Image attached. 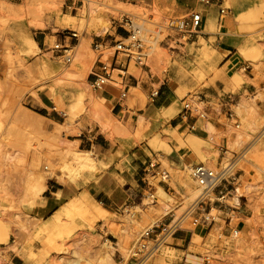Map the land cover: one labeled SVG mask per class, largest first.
I'll list each match as a JSON object with an SVG mask.
<instances>
[{"label": "rangeland", "instance_id": "rangeland-1", "mask_svg": "<svg viewBox=\"0 0 264 264\" xmlns=\"http://www.w3.org/2000/svg\"><path fill=\"white\" fill-rule=\"evenodd\" d=\"M89 1L0 0V220L10 226L9 229L0 222V226L9 231L7 243L0 242V244H8L12 236H16V246L9 247L8 250L13 249L17 255L16 248L22 245L31 259H37L38 264H134V261L130 260V250L139 233L154 221L163 219L164 208L170 204L175 207L177 204L169 197L167 199L165 197L167 195L158 192L159 204L144 207L146 202L141 204V193L145 160L135 159L132 160L133 162L130 160L133 166L140 168L135 173L129 174L127 183L118 197L127 205L135 206L132 210V214L138 212L135 217L118 211L110 220L96 224L93 230L85 225L68 236L61 233L55 236L53 241L49 240V236H45L46 232L38 233L37 230L43 220L34 216L31 210L45 197H52L48 189H51L55 179L68 184L64 173L68 172L66 166L70 164V157L65 151L69 148L95 151L87 144L91 137L99 142L107 139L115 146L113 152H122L123 158L130 156L132 159L135 154H132L131 149L139 145L140 139L149 138L150 146L166 160L165 166L171 169L174 181L181 187L182 200L178 203L181 202L182 205L175 209L176 217H180L200 194L196 185L190 181L187 171L183 167L172 165L174 162L170 159V149L167 145L168 142L173 141L170 135L164 138L150 137L153 122L148 116L143 115L146 121L143 128H140L138 123L139 130L136 124L128 125L118 116L114 103L122 102L124 106H130L129 99L132 93L142 94L141 89L131 88L128 100L121 101L118 88L110 86L114 102L104 99L103 94L93 91L89 83L96 68V53L92 48L93 38L98 35L118 39V35L123 32L119 21L124 14L133 15L148 30L155 29V24L164 26L171 19L181 17L174 16L173 9L162 7L160 5L162 0H154L152 3L97 0L107 5L101 4L103 8H97L98 13L105 20V25L92 28L89 34L77 29L56 26L57 11L60 14L80 16L79 13L88 10ZM194 1L197 4V0ZM257 1L264 3V0ZM246 3L247 0H239L237 5ZM227 5L230 6V3ZM184 16L186 15L182 17ZM87 18H90L89 14ZM17 28H21L25 33L28 32L26 34L38 42L35 52L28 51L23 39L17 33L18 30L16 31ZM69 31H75L79 35L77 39L70 40V45L76 47L81 40L87 41L84 49L85 57L79 59L78 49L75 48V58L71 65L65 64L53 51L55 42L65 40ZM168 34V31L162 30L147 63L148 68L143 67L144 71L139 69L136 74L134 73L137 78L146 77L145 72L149 70L154 76L161 75L171 60L170 65L184 63L183 58L172 59L176 55L170 48L174 46L172 43H169V47L166 46L168 41L165 38ZM253 35L260 40L263 58L260 66L252 71L255 79L247 78L253 85L249 90L250 93L245 91L240 96L242 102L236 109L239 115H242V129L239 131L230 129L226 133L229 155L220 153L213 147L204 151L214 159L206 163L216 169L226 166L228 160L238 156L240 152L246 154L250 147L259 142L264 143V123H262L264 122V25ZM162 41L164 43H161ZM44 61H51L56 72L43 75L41 69L45 64ZM133 70H135L134 64L130 73L133 74ZM115 78L118 82L121 81L117 75ZM130 86H133L132 80ZM81 93L84 94V98H81ZM144 94L143 101L130 106L134 107L136 112L148 106L150 94ZM54 108L67 112L68 116L62 117L53 110ZM42 111L44 113H41ZM247 121L262 123L260 130L257 134H253L254 139L248 145L230 147V141L236 139L247 127ZM68 122L69 125H66ZM63 124L65 126H61ZM211 126L209 123L210 132L217 135V143L223 144L218 131ZM203 128L202 122L196 126L199 130ZM79 139L83 140L81 146L77 142ZM182 147L191 151L192 157L197 159L191 147ZM243 156L235 162L234 170L232 168L231 174H236L239 182L233 183L234 191L225 199L223 207L221 208L222 205L216 202L218 193L215 192L210 198L211 201H215V213L222 214L225 207L237 206L253 214L254 217L247 219L249 229L240 231L239 235L234 237L232 232L240 221L237 217L227 222L223 219L197 229L192 227L188 219L182 226L184 230H197V234L200 233L199 230H203L201 236H195L193 239L190 251L211 255L213 257L211 264H264V165L259 168L237 165ZM36 161L39 165L30 174L28 169H32ZM39 176L46 178V187L42 192L36 193L28 183V178ZM223 186L227 185L224 183L221 187ZM192 189L196 190V196H193ZM167 219L170 220V218L164 220ZM238 229L240 230V227ZM222 231L224 237L219 240L218 235ZM38 240V247L42 250L37 248ZM105 242L115 248L108 252L109 249L104 246ZM120 242L129 249H121ZM173 243L174 240L169 239L168 244L173 245ZM163 247L162 257L168 262L166 264H182L181 252L175 250L173 246ZM159 255L156 254L147 264H160ZM11 259L12 256L6 254L0 258V264H11Z\"/></svg>", "mask_w": 264, "mask_h": 264}, {"label": "crops", "instance_id": "crops-1", "mask_svg": "<svg viewBox=\"0 0 264 264\" xmlns=\"http://www.w3.org/2000/svg\"><path fill=\"white\" fill-rule=\"evenodd\" d=\"M127 1L154 2V0ZM174 1L179 2L181 6H173ZM174 1L162 0L160 5L164 8L173 9L172 14L176 17H182L183 15L187 16V14L189 15L192 12H200L203 17L199 32L193 36L183 51L175 52L176 56L172 58H183L185 60L184 63L170 65L172 62L171 60L168 67L163 70L161 75L154 76L149 70L145 72L147 74L146 77L141 79L137 78L134 73L136 74L139 69L144 71L143 67L135 65L133 74L130 73L132 65L128 70L130 74L128 78L129 92L131 88H134L141 89L142 93H132L129 99L130 103L128 102L130 106H134L135 103L143 101L145 98L144 93L150 94L152 88L158 86L161 87V90L160 96L157 98L156 102H148V106H146L145 109L140 108L136 112L134 107L124 106L122 102H115L113 92L110 89L111 87L107 88L101 94L104 95V99H110L115 102L114 107H116V112L120 119H122V122L132 126L136 124L137 130H139L138 123L140 116H148L153 122V131L150 137L159 136V138H164L166 135H170L173 141L168 142L167 145L170 149V159L174 162L172 165L186 169L187 166L194 164L205 163L209 165V163L205 161L194 159V157H192V152L182 147V142H187L186 137L189 134L193 133L198 138H201L206 146H209V149L210 147L218 149L220 145H228L229 141L226 133L230 128L224 123H217L215 121L209 122L200 119L183 120L181 115L183 113L184 100L186 97L192 95H200L207 100L215 101L234 97L239 99L240 105L242 102L240 96L245 91L250 93L249 90L253 87L252 83H250L247 78L250 80L255 79V76L252 74L254 67L248 59L241 54V48L260 47V40L256 38L255 35L249 34L253 30H242L241 26L234 21V16L236 14L235 9L239 0H214L213 4L208 7L202 5L199 0H197V4L194 0ZM228 3H230L231 7L227 5ZM222 8L227 9L228 13L222 15ZM172 36H174V34H172ZM247 64L252 67L245 70L244 66ZM188 65L193 67L197 73L195 74L193 70L188 68ZM238 77L240 80H238ZM130 80L133 81V86H130ZM199 122L203 123L204 128L202 130L196 128L190 130V124L195 123L197 126ZM209 123L218 131V135L221 136L220 140L223 144H218L217 141L215 143L210 141L211 132ZM77 142L81 146L83 140L79 139ZM87 144L89 147L95 149V153H97L98 157L111 158L113 162L102 169L93 178L87 179L80 187L70 183L65 184L59 179H55L51 189H48L52 197H45L40 204L31 210L34 216L40 217L44 222H47L63 207L75 201L77 198H81L83 203L90 209V214L83 222L87 227H94L96 224L104 221L105 217L110 220L113 214L122 211V209L127 206L118 196L127 183L129 174L135 173L140 168L139 166H133L130 160H145V167V164L150 159L160 157L155 152V149L150 146L149 138L140 139L139 145L133 147L134 150L131 149L132 154H135L133 159L130 156L123 158L121 155L122 152H113L115 146L107 139L99 142L95 141L94 137H91L88 139ZM116 159L118 160L116 161ZM161 159L166 163L163 157H161ZM119 160L121 161L119 162ZM175 186L181 189L176 181ZM228 190L229 188L227 186L219 187L216 190V194L218 193L217 195L219 197L223 194H227ZM58 195H60L61 199L58 198ZM228 197H230V195H228ZM220 207L222 208L223 205ZM222 212L223 213L220 214L221 221L225 219L227 222L231 218L234 219L236 217L240 219L239 223L236 225L238 226L236 228L240 227V231L248 230L247 219L254 217L253 214L237 206L225 207ZM167 220L165 221H170L169 219ZM1 223L8 226L3 222ZM62 223H64V221L60 223L52 221L45 236L53 232L54 236L58 235L57 232L62 226ZM232 223L233 220L231 221V224ZM8 228L10 229V226H8ZM79 230L80 229H78V231ZM196 231L197 230L178 231L173 238V248L183 254L182 258H186L189 262L188 264H207L203 259L206 254L190 251L195 236H201L203 234L202 229L199 230V234H197ZM206 235H208V233H206ZM13 237L16 238V236H12V238ZM39 240L36 242L37 248L42 250L38 247ZM7 255L9 257L12 256L11 261L13 264H38L37 259L34 260L25 255H16L13 250H10Z\"/></svg>", "mask_w": 264, "mask_h": 264}, {"label": "built area", "instance_id": "built-area-1", "mask_svg": "<svg viewBox=\"0 0 264 264\" xmlns=\"http://www.w3.org/2000/svg\"><path fill=\"white\" fill-rule=\"evenodd\" d=\"M206 7L211 6L214 0H199ZM228 10L221 9V14L225 15ZM203 17L200 12H192L181 18L171 19L164 26L155 24V29L148 30L139 19L133 15L124 14L119 21V26L123 30L118 35V39L110 36H96L93 39L92 48L96 53V68L90 79V87L97 93L104 92L110 86H115L120 91V100L125 101L129 95L128 73L129 67L134 64L140 67L148 68V61L154 46L158 41L162 30L169 32L166 46L169 43L174 46L170 47L175 52H181L196 35L202 25ZM151 33V35H150ZM174 34V36H172ZM78 33L69 31L65 40L56 41L53 51L57 53L59 58H62L64 63L71 65L75 58V46L70 45V40L78 38ZM152 39L151 41L149 40ZM164 39V41H165ZM162 41L161 43H164ZM150 42H152L150 44ZM252 66L247 64L245 70ZM116 72H118L116 74ZM116 75L121 81L116 80ZM161 87H153L149 102L155 103L160 96ZM239 107V99L229 97L220 100H207L200 95H192L186 97L183 103L182 119L189 121L190 119H200L203 121H215L224 123L230 129L239 131L242 129V115L237 112ZM62 117H67L65 111L53 109ZM195 123L189 125L190 130H194ZM210 141L215 143L217 135L210 133ZM218 151L228 154L227 146H218ZM244 151V150H243ZM243 156L240 152L238 156L231 157L228 164L216 169L205 163L189 165L184 169L187 171L190 180L200 189V194L192 203L188 205L184 213L180 217H176L175 209L180 207L182 203L181 189L175 186V181L171 169L165 166L161 157L150 159L143 170L141 204L146 202L145 206H157L160 201L158 188H162L166 195L176 204L173 207L170 204L164 208L165 215L163 219L154 221L151 225L144 228L138 235L137 240L130 250V260L134 264H147L161 251L163 246L171 247L169 239H173L178 231L184 230L182 226L189 219L190 224L195 229L202 226H209L221 221V215L216 212L215 201H211V195L221 187L224 183L229 190L227 194H223L217 198V203L223 204L228 195L234 191L233 183H238L239 180L236 174H230V171L235 165V162ZM222 166V164H221ZM170 202V201H169ZM140 204V205H141ZM134 205H127L122 209L123 214H128L133 217L138 212L132 214ZM144 211V210H141ZM170 218L169 222L164 219ZM240 233L238 228L234 229L232 234L237 237ZM224 237V232L218 235L221 240ZM17 238L13 237L8 244H0V258L4 257L9 250V247L16 246ZM207 264L213 260L211 255L203 257ZM13 264V263H11ZM182 264H188L186 258H182Z\"/></svg>", "mask_w": 264, "mask_h": 264}, {"label": "bare ground", "instance_id": "bare-ground-1", "mask_svg": "<svg viewBox=\"0 0 264 264\" xmlns=\"http://www.w3.org/2000/svg\"><path fill=\"white\" fill-rule=\"evenodd\" d=\"M261 2L257 0H247V3L245 5H237V7L235 6L236 14L234 16V21L238 25L241 26L242 30H246V29L253 30L249 34L256 33V31H258L259 28L264 25V3L263 2L261 3ZM101 4L102 3H99L97 0H90L88 4V10L86 11L83 10L81 13H79L80 16L79 15L78 16L68 15L66 13L60 14V12L57 11L55 24L58 27H64L68 29H77V31L78 30L83 31L84 33L89 34L92 28L105 25V20L102 17V15L98 13L97 8L102 7V5L104 6H107V5L105 4L101 5ZM173 6L177 7V6H181V4L179 2L174 1ZM88 14L90 18H87ZM102 29L104 30L103 27ZM16 31L18 35L23 39L28 51L35 52L36 49L38 48L37 41L34 40V38H32L30 35L26 34L28 32L25 33L23 30H21V28H17ZM86 43L87 41L83 39L80 41V44L76 46V48L78 49L79 59L85 57L84 49L86 48ZM241 54L248 59V61L251 63V65L255 69L260 66V62L262 61V56H263V53L260 47L256 46L252 48H241ZM188 68L193 70L195 74L197 73V71H195L193 67L188 65ZM54 72H56V69L53 63L51 61H46L45 64L42 66L41 73H43V75H46V74L49 75V74H53ZM238 80H240L239 77H238ZM80 96L81 98H84L83 93H81ZM145 121H146L145 117L141 115L140 121H139L140 128L144 127ZM262 123L258 124L257 122L247 121V127L238 134L236 139L230 141V144H229L230 147H241L244 144L248 145V143H250V141L254 139L253 134H257L258 131L260 130ZM66 125H69V122ZM61 126H65V124ZM186 138H187V142H182V146L191 147L194 150L195 154L197 155V159H200L205 162H208L210 160L214 161L212 156L204 152L205 150L207 151L209 150V146H206V144L201 138H198L193 133L189 134ZM69 143H74V142H69ZM65 152L67 153L66 155H69L70 157V164L66 166V169L68 170V172L64 173V177L68 180V183L76 184L78 187H80L83 183H85V180L89 178H93L97 173H99L102 169L106 168L108 165H110L113 162V159L111 158L98 157V155L95 153L94 150H76V149L69 148V149H66ZM238 164L242 166H245V165L255 166L257 168H259L261 165H264V143L259 142L258 144H255L254 146L250 147L248 152L243 156V159H241L237 163V165ZM38 165H39V162L37 161L33 163L32 169H28V172L31 174L35 170V168H37ZM231 173H232V170L230 171V174ZM46 181L47 180L44 176H39L38 178H34V177L28 178V183L31 184V188L36 193H40L44 190V188L46 187L45 185ZM196 189L197 191H200V189L198 188ZM159 192L161 195H166V193L164 192L162 188H159ZM192 194L193 196H196V190L192 189ZM165 197L168 199V196H165ZM197 197H195V199H197ZM58 198L61 199L60 195H58ZM89 214H90V209L83 203L81 198H77L75 201L63 207L51 220L47 222L42 221V224L41 226H39L37 232L47 233V230L51 226L52 221H56L58 223L64 221V223H62V226L58 230L57 234L60 235L62 233L68 236L73 231L77 230L78 228L85 226L83 222ZM104 219L108 220V218L106 217ZM89 228L90 230H93L94 227L89 226ZM58 235H56V237ZM48 236H49L50 241H53L55 238L54 232ZM8 239H9L8 229L0 226V242L7 243ZM104 246L109 249L108 252L115 248L113 245H110L108 242H105ZM119 247L124 250L129 249L125 247V244H123L122 242L119 243ZM16 251L18 255H25L28 258H31L30 254L24 250V247L22 245H18L16 248ZM163 251H164V247H162L161 251L159 252L160 264L168 263L166 259L162 257ZM108 258L109 260L111 259L110 257Z\"/></svg>", "mask_w": 264, "mask_h": 264}, {"label": "trees", "instance_id": "trees-1", "mask_svg": "<svg viewBox=\"0 0 264 264\" xmlns=\"http://www.w3.org/2000/svg\"><path fill=\"white\" fill-rule=\"evenodd\" d=\"M41 113H44V111H42Z\"/></svg>", "mask_w": 264, "mask_h": 264}]
</instances>
